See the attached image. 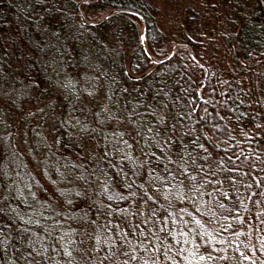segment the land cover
<instances>
[{"label":"rangeland","instance_id":"obj_1","mask_svg":"<svg viewBox=\"0 0 264 264\" xmlns=\"http://www.w3.org/2000/svg\"><path fill=\"white\" fill-rule=\"evenodd\" d=\"M262 153L257 0H0L4 263L264 264Z\"/></svg>","mask_w":264,"mask_h":264},{"label":"trees","instance_id":"obj_2","mask_svg":"<svg viewBox=\"0 0 264 264\" xmlns=\"http://www.w3.org/2000/svg\"><path fill=\"white\" fill-rule=\"evenodd\" d=\"M257 2L261 6V8H262V10L264 12V0H257ZM49 18L51 19V22H50V24H51L54 21V17L53 16H49ZM44 21H47V20L44 19ZM50 24H49V26H50ZM22 72H23V70H22ZM38 74H39V72H38L37 68H33V70L30 72V74H29V76L27 78H31L32 79V78L35 77L36 79L34 78V80H35L34 82H37L36 80H38V82H39V75ZM57 98H59V97L54 96L51 99H48V102H50L51 100L54 101ZM57 109L58 108L55 107V111ZM205 112H206V108L205 107H201V106L194 112L193 121L195 122V125L197 127H199V128H205L207 126V120L208 119H206V117H204V118L201 117V114H205L206 115ZM144 142H146V141L142 139V143H144ZM147 144H148V142H147ZM147 144H145V145H147ZM148 146H149V144H148ZM214 152H220L222 155L225 153V152H223V150H220V149L219 150H214ZM259 157H260V160H259V163H258V168L259 169H262V172L264 174V153H262L261 155H259ZM131 162L133 164H136L133 160H131ZM119 180L120 179H117L116 182L114 183V186L115 187H121L120 184H119ZM263 201H264V198H263ZM246 214L249 217L250 210H248L246 212ZM240 217H244L245 218L246 215L244 213H242L240 215ZM4 221H5V224H7V225H9L11 227V224L7 220H4ZM254 222H255V228H257V229H259L261 231L264 229V210L263 209L260 210V214H258V216L255 218V221ZM120 226H122V227L125 228V232L127 233V236H137V235L140 236L139 233L133 232V229L134 230H137V229L134 228V226H131L130 225V226L126 227V226H123V223H120ZM232 261H233V259L231 257L229 259V262L228 263H232ZM4 262L5 261H2V259L0 258V264H6Z\"/></svg>","mask_w":264,"mask_h":264},{"label":"snow or ice","instance_id":"obj_3","mask_svg":"<svg viewBox=\"0 0 264 264\" xmlns=\"http://www.w3.org/2000/svg\"><path fill=\"white\" fill-rule=\"evenodd\" d=\"M197 223H199V222L197 221Z\"/></svg>","mask_w":264,"mask_h":264}]
</instances>
